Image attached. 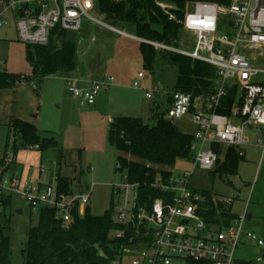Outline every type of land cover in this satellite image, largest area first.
Instances as JSON below:
<instances>
[{
	"label": "built area",
	"instance_id": "2783aa9c",
	"mask_svg": "<svg viewBox=\"0 0 264 264\" xmlns=\"http://www.w3.org/2000/svg\"><path fill=\"white\" fill-rule=\"evenodd\" d=\"M0 1L4 4L0 30L13 23L18 39L26 44H47L57 28L80 31L85 19L129 34L107 21L106 15L97 8L98 0ZM157 2L175 19L174 4L163 0ZM181 23L194 37L192 50L145 38L141 40L157 49L211 64L217 73L214 89L197 95L183 90L163 93L142 86L140 79L146 76L143 72L139 73L134 85L145 90L146 97L155 102L154 107L163 106L159 99L166 97L163 110L166 119L172 122L187 120L194 124L192 161L195 168L212 171L225 161L230 148H236L245 157V146L251 141L249 133L254 134L261 146L264 159V64H261L264 62V0L196 1L188 6ZM2 64L6 65L4 61ZM3 72L0 71V76ZM109 84L92 82L89 86L79 87L68 82L70 91L88 104H95L102 89ZM232 90H235V99L228 107L225 101ZM192 174L173 173L166 179L157 177L149 186L164 195L154 199L149 210L138 206L139 183L130 182L123 176L119 183L112 185V192L117 197L115 221L134 227L137 235L141 232L143 235L142 241L136 242V238H132L127 246L134 250L131 264H259L236 256L243 238L264 246V239L246 229L247 213L237 215L229 224L207 220L199 211L203 197L192 186ZM95 184L86 190L74 188L66 193L57 184H33L25 180L18 169L5 174L0 168L2 193L19 195L34 209L53 208L67 222L72 219L74 210H78L80 216L85 215ZM225 201L233 203L231 198ZM124 234V230L115 232L116 237Z\"/></svg>",
	"mask_w": 264,
	"mask_h": 264
},
{
	"label": "rangeland",
	"instance_id": "374dc122",
	"mask_svg": "<svg viewBox=\"0 0 264 264\" xmlns=\"http://www.w3.org/2000/svg\"><path fill=\"white\" fill-rule=\"evenodd\" d=\"M3 10L4 4L0 1V13ZM115 26L137 35L133 23L118 22ZM94 37L96 40H93ZM193 38L192 33L182 27L176 46L192 50ZM67 39L76 43L78 48L77 64L73 71L48 75L41 81L37 78L23 80L15 86L1 89L0 168L4 169L5 174L18 168L23 178L33 184L56 185L58 174L69 175L76 191L86 190L96 183L90 207L93 214L101 215L110 206L112 185L123 179V173L116 171L119 152L109 138L111 121L127 115L141 117L146 123L155 125L151 99L134 82L143 72L146 77L140 79L142 86L163 93L172 92L176 86L178 66L171 62L170 54L173 51L155 47L157 62L153 71L147 70L141 40L96 25L89 19H85L80 31H67ZM0 71L19 73L27 79L33 72L26 58V43L18 39L13 23L0 30ZM112 77L113 81H110ZM68 82L79 87L89 86L92 82L110 84L102 89L95 104H88L70 91ZM165 106L159 107L158 111L162 112ZM16 119L35 124L42 138L53 137L58 146L42 150L22 145L19 134L9 133V125ZM174 123L184 132L195 131L190 121L176 120ZM249 135L251 141L245 146L246 155L235 175H214L210 170L195 168V163L187 158L179 159L172 170L175 175L193 173L192 186L209 191L215 199H233V213L238 216L245 212L250 214L251 218L246 219V229L264 239V159L254 134ZM12 198L10 207L0 205V223L6 226L11 238L12 264H25L29 230L39 221V209L32 208L27 200L17 194ZM19 209L23 212H18ZM133 254L132 247H126L123 257L114 264H131ZM236 256L243 259L264 257V246L250 245L243 238Z\"/></svg>",
	"mask_w": 264,
	"mask_h": 264
},
{
	"label": "trees",
	"instance_id": "16d2710c",
	"mask_svg": "<svg viewBox=\"0 0 264 264\" xmlns=\"http://www.w3.org/2000/svg\"><path fill=\"white\" fill-rule=\"evenodd\" d=\"M159 0H98V10L106 15L107 20L116 24L129 22L136 26L137 36L153 41L176 46L179 43L181 20L185 17L188 6L196 1L229 3L231 0H163L174 4V19L158 4ZM144 67L153 71L157 62L155 47L147 42L141 43ZM78 48L76 43L67 39V31L57 28L52 32L47 44H26V58L32 67V75L4 71L0 76V90L15 86L23 80L29 81L58 72H71L76 68ZM171 62L178 66V76L174 90L192 92L194 95L209 92L215 87L216 69L211 64L194 59L188 55L173 52ZM235 99V90L225 103L231 106ZM154 107L156 124L150 125L141 117L119 116L111 121L110 142L118 150L116 171L123 173L130 182L139 183V207L151 208L154 199L164 194L150 187L157 177L169 178L179 159H193L192 142L194 136L182 131L174 122L164 117L165 112ZM221 112H225L221 110ZM39 128L26 120L16 119L9 125V133L20 135L22 145L47 150L58 146L53 137L42 138ZM9 138V137H8ZM9 141L7 142V144ZM17 146L15 145V150ZM82 152L79 153V158ZM244 159L236 148H230L225 161L212 170L220 177L235 175ZM1 161V160H0ZM60 190L70 193L74 181L68 175L56 176ZM195 190L202 194L199 203L200 213L210 222L229 224L237 215L232 211V203L223 199L214 201L207 190ZM12 196L0 189V205L8 208L12 205ZM117 197L112 193L109 208L101 215L93 214L90 204L85 215L73 211L70 221H64L53 208L39 210V221L29 230L25 264H114L123 257L124 249L143 240L142 232L137 235L134 227L118 223L114 219ZM141 231L143 226H140ZM124 230L122 237L115 232ZM0 264H12L11 238L6 226L0 223Z\"/></svg>",
	"mask_w": 264,
	"mask_h": 264
},
{
	"label": "crops",
	"instance_id": "0c3cea01",
	"mask_svg": "<svg viewBox=\"0 0 264 264\" xmlns=\"http://www.w3.org/2000/svg\"><path fill=\"white\" fill-rule=\"evenodd\" d=\"M129 36H132V37H134V38H136V39H139V40H141V37H139V36H137V35H132V34H128ZM142 41V40H141ZM142 42H144V41H142ZM146 77V76H145ZM148 77H150L149 75H148ZM152 81H153V79H152ZM1 91V90H0ZM152 102V106L154 107V105H155V102L154 101H151ZM166 102V97H163V98H161V99H159V103L160 104H162L163 106L166 104L165 103ZM164 103V104H163ZM19 167V166H18ZM18 169V168H17ZM19 171H20V169H18ZM69 176V175H68ZM247 217L250 219L251 218V215L250 214H248L247 215ZM246 224V223H245ZM247 240V239H246ZM247 241H249V243H250V245L253 243V244H256L258 247H259V245L256 243V242H254V241H251V240H247ZM246 244V243H245ZM262 247V246H261ZM260 257H263V256H254V257H248V258H245V259H243V258H241V259H243V260H249V261H258V263L260 264V263H263L264 262V257H263V259H259Z\"/></svg>",
	"mask_w": 264,
	"mask_h": 264
},
{
	"label": "water",
	"instance_id": "95a60500",
	"mask_svg": "<svg viewBox=\"0 0 264 264\" xmlns=\"http://www.w3.org/2000/svg\"><path fill=\"white\" fill-rule=\"evenodd\" d=\"M18 212L22 213V212H23V210H22V209H19V210H18Z\"/></svg>",
	"mask_w": 264,
	"mask_h": 264
}]
</instances>
